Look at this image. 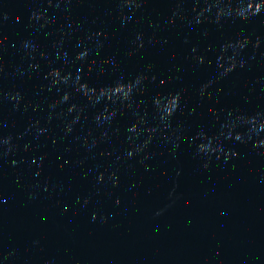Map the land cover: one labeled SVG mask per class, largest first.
<instances>
[{"label":"water","instance_id":"obj_1","mask_svg":"<svg viewBox=\"0 0 264 264\" xmlns=\"http://www.w3.org/2000/svg\"><path fill=\"white\" fill-rule=\"evenodd\" d=\"M0 264H264V0H0Z\"/></svg>","mask_w":264,"mask_h":264}]
</instances>
